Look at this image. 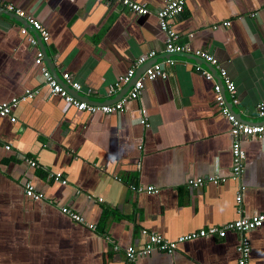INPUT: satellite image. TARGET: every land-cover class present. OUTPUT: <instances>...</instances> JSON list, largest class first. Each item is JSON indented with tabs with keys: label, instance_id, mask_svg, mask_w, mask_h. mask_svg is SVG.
<instances>
[{
	"label": "crops",
	"instance_id": "0c3cea01",
	"mask_svg": "<svg viewBox=\"0 0 264 264\" xmlns=\"http://www.w3.org/2000/svg\"><path fill=\"white\" fill-rule=\"evenodd\" d=\"M133 1L150 12L134 14L114 0H0L8 13L16 14L6 8L12 4L42 23L58 76L69 72L83 89L78 96L62 79L65 88L90 103L117 100L147 66L168 56L174 60L164 66L166 79L146 80L140 97L122 110L78 111L45 84L35 63L37 46L27 39L33 35L29 23L0 13V103L25 89L37 90L13 108L14 122L0 117V264H237L243 235L251 244L250 264H264V224L246 233L187 240L172 253L125 257V248L140 249L147 241L142 229L174 240L264 211V134L242 140L243 171L233 180L231 125L213 91L218 81L212 64L194 53L205 49L219 59L236 84V113L242 121L263 123L256 105L264 98V0H187L170 26L178 35L175 43L189 49L171 54L165 52L167 34L156 16L168 0ZM223 21L229 25L213 28ZM150 50L155 57L137 65ZM135 65L132 82L107 94L108 86ZM197 66L214 80H206ZM87 88L92 93L86 94ZM142 106L149 126L140 123ZM55 171L66 183L49 176ZM206 176L226 180L188 184ZM26 182L44 198L27 197ZM131 184L158 191L134 193ZM63 206L95 228L71 219Z\"/></svg>",
	"mask_w": 264,
	"mask_h": 264
},
{
	"label": "built area",
	"instance_id": "2783aa9c",
	"mask_svg": "<svg viewBox=\"0 0 264 264\" xmlns=\"http://www.w3.org/2000/svg\"><path fill=\"white\" fill-rule=\"evenodd\" d=\"M114 1L121 4L122 6L127 7L128 10H130L134 14L146 15L150 12V10L144 4L135 2L133 0H114ZM186 2L187 0H168L162 8H159L156 11L159 28L164 32H166L167 34L166 48H165L166 54L176 53L189 49L187 45L175 43L178 35L170 26L171 19L183 12ZM6 8L9 11L16 12L18 16L24 17L27 20V22L34 29L38 31L43 41L47 42L49 40V33L47 29L42 25L41 22H39L32 15L28 14L25 10L21 8L13 6L12 4H6ZM252 15H254V13H252ZM219 25L227 26L229 25V21H223L221 24H215L213 25V28H218ZM21 33L26 35L27 32L24 27L21 29ZM27 37H28L27 38L28 41L31 44L36 45L37 42L33 35H28ZM194 53L197 56L201 57L202 59L211 63L213 66H215L220 76L221 82H213V91L215 93V101L217 103V106L221 110L222 114H224L226 118L229 120L231 125L230 130L232 135V143H231L232 163H231L230 177L233 180L239 181L243 171L244 159H245V151L242 148V140L249 136L262 137L264 134V122L249 123L240 120L230 110L229 106L226 104V99L223 95V88H224L227 94L231 97L230 102L232 103V105H237L239 103V99L236 96V84L233 78L231 77V75L228 73L226 68L220 64L219 59L209 51L205 49H195ZM155 55H156V51L150 50L146 54L141 55L137 59L136 64L137 65L143 64L147 59H151L155 57ZM35 63L40 67L42 76L44 78V82L49 87L51 93L59 95L68 105L73 106L78 111H82V112L84 111L89 113H95V112L112 113L122 110L124 103L127 102L128 100L138 99L144 88V83L146 80L151 81L159 78L166 79L168 76V72L166 71L164 66L166 64L173 65L174 60H172L168 56L162 61L153 62L144 69L141 76H138L136 79H134L131 87L125 92L124 95L120 96L117 100L111 103H103V104L90 103L88 101L83 100L82 98H79L69 93L65 88V86L55 78L52 72L45 65L43 60V52L39 49L36 51ZM135 67L136 65L130 67L125 73V75L119 77L117 82L108 86L107 94L112 95L118 93L123 85L131 82L135 74ZM196 71L200 73L206 80H214L213 74L203 69L201 66H197ZM62 79L67 81V83H69L75 91L77 92L82 91L83 89L82 84H80L77 81H71L69 72L67 71L63 72ZM85 91L86 94L92 93L90 88H87ZM35 93H37L36 89L34 90L25 89L22 94L13 96L9 100H5L1 102L0 117L1 118L8 117L12 122H14L15 117L12 115L13 108H15L16 105L21 101H26L33 98ZM256 108H257L258 117L260 118L264 117V98L257 103ZM140 123L143 124L144 126H149L148 114L144 106L140 108ZM10 147L11 146L9 144L5 145L6 149H10ZM25 160L29 163L31 167L38 166L34 159L25 158ZM49 176L54 180H60L62 183H66V180L62 178L61 172L55 171L49 173ZM116 178L120 180L119 177ZM225 180L226 177L219 178L217 176H206V177H197L194 179H189L188 184L191 185L192 187H199L206 182H212L217 184L219 181H225ZM130 188L134 193L145 192L150 194V193H156L158 191V188L152 185L143 186L140 184H136V185L131 184ZM243 188H244L243 186L241 185L239 186V192L237 193L236 196V201L238 203H240L242 199L241 190ZM24 191H25V195L29 198L35 200L44 198L43 194L41 192H37L34 189V186L30 182L25 183ZM61 211L66 215H68L74 221L84 224L90 229L95 228V224L85 221L81 215L69 209L67 206L61 207ZM238 211L241 212V205L240 206L238 205ZM263 224H264V211L251 215L249 217L241 215L235 220L229 221L221 227L210 226L208 228H202L199 229L198 231H193L180 235L174 240H169L161 236L160 234L150 233L146 229H142L141 233L147 236V241L143 244L142 248L136 249L133 246H128L127 248H125L124 253H125V257L129 260H133L136 255H147L153 251L172 253L177 248L179 243L187 240H191L197 237H206L209 235H217L219 237H224L230 231L246 233L248 231L254 230L262 226ZM250 245L251 244L249 239L246 237V235H243L237 245V252H238V258L236 262L237 264H250L249 262V256L251 250ZM114 248L117 249L118 247L115 246Z\"/></svg>",
	"mask_w": 264,
	"mask_h": 264
},
{
	"label": "water",
	"instance_id": "95a60500",
	"mask_svg": "<svg viewBox=\"0 0 264 264\" xmlns=\"http://www.w3.org/2000/svg\"><path fill=\"white\" fill-rule=\"evenodd\" d=\"M0 13H3V14H6V15H9V16H13V15H16L15 13H13V14H11V13H8L6 10H4V9H2L1 7H0ZM24 18V17H23ZM24 21H25V23L26 24H28V22H27V20L26 19H24ZM29 27H30V30L32 31V33H33V35H34V37H35V39H36V46H37V49L36 50H41L42 52H43V60H44V63H45V65H47L50 69H51V71H52V73L57 77L56 79L61 83V84H63V85H65L66 83L58 76V74H57V72L55 71V69H54V67H53V65H52V63L50 62V60H49V58H48V55H47V51H46V45H45V41H43L42 40V38L40 37V35H39V33H38V31L36 30V29H34L30 24H29ZM211 67H212V69H213V74H214V77L217 79V81L218 82H221V80H220V76H219V74H218V72H217V69L215 68V66H213V65H211ZM132 81H134V79L132 80ZM131 81V82H132ZM128 89V88H127ZM127 89L126 90H121V95L120 96H122V95H124L125 94V92L127 91ZM74 93H76V95H78L79 96V93L77 92V91H75V90H72ZM223 91H224V93H225V96H226V100H227V105L229 106V108H230V110L239 118V119H241V120H243L242 118H241V116H239L238 115V113H236V111L234 110V107H233V105H232V103L228 100V94H227V92H226V90L223 88ZM84 98V97H83ZM250 123H254L253 121H251Z\"/></svg>",
	"mask_w": 264,
	"mask_h": 264
}]
</instances>
